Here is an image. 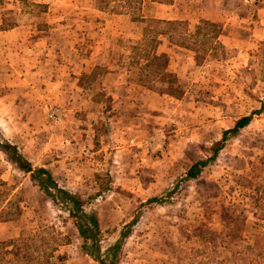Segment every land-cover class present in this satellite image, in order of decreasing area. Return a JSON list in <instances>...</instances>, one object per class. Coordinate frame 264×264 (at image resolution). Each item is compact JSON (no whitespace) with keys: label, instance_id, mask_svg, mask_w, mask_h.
Masks as SVG:
<instances>
[{"label":"rangeland","instance_id":"rangeland-1","mask_svg":"<svg viewBox=\"0 0 264 264\" xmlns=\"http://www.w3.org/2000/svg\"><path fill=\"white\" fill-rule=\"evenodd\" d=\"M55 1L58 12L67 11V6L60 5L67 0ZM130 1L95 4L102 11L97 14L103 18V33L127 30L111 18L129 14L132 21H143L131 26V36L139 39L131 40V58L120 62L131 72L115 77L147 87L144 92L148 93L143 94L131 88L130 106L112 99L106 105L90 104L93 101L87 99L68 106L59 99L48 104L43 101L45 91L23 83L20 72L18 79L15 72L0 75L1 143L16 147L31 165V171L23 170L12 159L16 149L0 145V233H7L6 222L14 226L16 222L23 230L18 237L0 239V264H46L49 257L57 264H70L64 263V257L76 258L72 264H94L89 259L77 261L84 258L79 251L86 244L90 256L97 253L105 264L113 259L116 264H264V42H245L243 49L228 47L216 39L218 28L212 23L201 24L197 31L195 25L174 18L151 17V8L140 0ZM8 2L32 4V0ZM253 8L245 13L252 15ZM90 16L96 15L91 12ZM160 32H168L172 43L195 49L194 59L186 55L175 60L184 64V71H171L172 65L164 70L165 57L153 58ZM79 43V48H91L90 43ZM85 58L86 72L70 71L80 84L72 90L77 96L93 94L100 102L110 90L90 82L102 73L104 67L98 62L103 57ZM55 74L62 75L58 70ZM54 92L60 95L62 90L56 87ZM50 105L65 108L57 124L46 117ZM252 112L251 122L225 140L216 159L196 178L183 182L172 195L166 193L194 161L212 155L210 148L225 128ZM130 113L131 118L142 120L126 125L123 118ZM89 129L96 133L87 138ZM108 129H127V134L114 137L116 131ZM130 138L137 144L130 146ZM124 143L131 149V170L112 167L114 148ZM39 168L46 169L60 189L87 201L83 209L98 219L99 232L93 233L97 246L78 233L67 195L57 191ZM111 174L116 176L117 192L124 189V181L143 200H137L133 208L120 206L114 197L108 201ZM168 195L162 202L149 201ZM117 206L119 211L113 214L111 209ZM134 217L136 230L131 232ZM125 228L126 236L118 238ZM121 239L114 253L110 246Z\"/></svg>","mask_w":264,"mask_h":264},{"label":"crops","instance_id":"crops-1","mask_svg":"<svg viewBox=\"0 0 264 264\" xmlns=\"http://www.w3.org/2000/svg\"><path fill=\"white\" fill-rule=\"evenodd\" d=\"M125 1L127 4L131 2L130 0ZM99 2L101 4L102 0H67L64 4L60 2V5L68 7L65 8L67 11L63 13L61 9L60 12L57 11L55 0H32V4L25 7L23 4H13V2L9 3L8 0H4L3 4H0V75L7 71L15 72L18 79L21 73L23 83L24 81L27 85L31 83L32 88H42L45 91L43 101H47L48 104L59 99V103L62 102L65 106H68L87 99L88 102L93 101L90 104L106 105L112 99L117 104L130 106L131 88L141 90L142 94L148 93L144 92V89L147 88L144 84L142 85L135 80L120 81L115 78L120 72H131L130 67L122 66L120 62L126 58H131V40L139 39L138 36H131V26L138 27L143 21H132L133 19L129 17V14L128 16L121 15L117 18H111L110 21H121L123 25L128 27L127 30L124 32L111 31L103 33L100 27L103 24V18L97 14L102 13V11L95 5ZM140 2L147 5V8H151V17L166 20L174 18L195 25L197 31L201 24L212 23L216 25L218 28L216 39L221 40L228 47L243 49L245 42L248 43L254 40L259 43L264 42V0H140ZM251 6L254 7L253 14L249 15L248 12L246 14L245 10L247 11L248 7L250 9ZM27 10L30 11L27 12ZM91 12L96 16L91 17ZM63 14L65 16L62 17ZM85 28H87V31L82 32ZM116 28L120 27L116 26ZM60 29H63V32ZM74 30H80L81 32L75 34L73 33ZM79 42L90 43L91 48L82 46L79 48L81 45ZM156 46L157 51L153 50V58L165 55L166 67H164V70H168V67L172 65L171 69L169 68L171 71H184V64L175 63V60H183L186 55L194 59L196 53L195 49L193 50L187 45L172 43L168 32H160L157 35ZM84 56L86 61L89 56L103 57L102 62H98L99 65L104 67L102 73L97 74L90 82L92 86L101 90H110L106 92L107 97L100 102L93 98V94L80 92L77 96L72 90L74 85L79 84L74 79L73 72L79 74L80 71L86 72V69H88V64L82 60ZM59 69H62V73ZM57 70L58 74H62L61 76L55 74ZM56 87L62 90L60 95L54 92ZM81 88L83 87L81 86ZM120 90H125L127 94L121 95ZM64 115L65 108L59 105H50L46 112V117L54 124H57L58 120L61 121ZM247 115L249 114L237 117L233 124L224 130L232 128L239 119ZM139 120H142V118L135 120V118H131L130 113L126 118H123V123L131 126L132 122L135 121L136 123ZM126 125L125 127H127ZM130 126L127 129L131 128ZM127 129H108L107 132L116 131L112 135L115 134L114 137H120L122 133L126 136ZM95 133L96 131L89 129L86 136L90 138ZM128 142L130 146L131 143L133 145L137 144L134 138H130ZM129 145L124 143L122 146L120 144L115 146L116 158L113 160L114 164L112 165L114 169L122 167L131 170V149ZM100 146H103L102 143H100ZM143 147L146 148V144ZM111 175L110 184L113 188L111 193L106 195L107 200L114 197V199H118L120 206L129 205L131 208L134 207L137 200H143L139 199L135 187L128 186L124 181L121 182L124 189L117 192L115 189V185H117L116 176ZM120 206H117L118 209H111V212L113 214L117 213ZM5 226H7V233H0L1 240L23 234L21 226L16 222L15 226L11 222H6ZM134 227L136 225H133L131 232L135 229ZM79 253L83 255H80L81 257H84L77 259V261L81 260L80 263L89 259L94 264H101L89 253L84 251H79ZM50 258L52 257L46 260V264H57L56 260H49ZM73 259L72 257H64L62 260L64 263L69 262L72 264Z\"/></svg>","mask_w":264,"mask_h":264},{"label":"trees","instance_id":"trees-1","mask_svg":"<svg viewBox=\"0 0 264 264\" xmlns=\"http://www.w3.org/2000/svg\"><path fill=\"white\" fill-rule=\"evenodd\" d=\"M163 57H165V55H163ZM253 116H254V112H252L251 114L244 116L241 119H239L232 128L224 130L222 132L221 139L214 142V144L210 148L212 155L209 157L194 161L188 167V169L185 171L184 175L181 178H179L178 180H176V182L173 184L174 185L173 189L170 191L167 190L166 193L171 194V193L175 192L174 191L175 189H179L183 182H187V181H190V180L196 178L200 174L202 169L204 167H206V165H208L211 161L216 159V156L218 155L219 151L222 149V145L225 142V140L229 137L235 136L243 126H245L251 122V120L253 119ZM1 142L2 141L0 140V145H2L5 148H8V149L11 148L12 150L16 149V147H14L13 145H11L8 142H4V143H1ZM15 153H16L15 159L12 158L13 161L18 163L23 170L31 171V165L29 164V162H27L26 160H24L22 158V155H20L18 153L17 149L15 150ZM20 163H22V164H20ZM37 171L40 173H44L47 176V179L50 181V183L54 186V188L57 191H60L64 195H67V200L72 204V206L70 208H68V211H69V214L75 219L74 225L76 226L78 233L85 240H88V239L94 240L93 244H95L97 246L96 240L93 238V233L98 234V232H99L98 219L93 217L90 212H86L83 209V205L86 204L87 201H83V200L81 201L77 197H73L69 193H66L65 190L60 189L57 182L52 178L51 174L46 169L39 168ZM39 186L41 187V183H39ZM171 195H168L167 198L166 197L163 198L161 196H156V197L151 198L149 201L150 202L151 201L162 202V200L164 201V200L168 199ZM53 197H54L53 200L55 202L59 201L58 198L55 197V195H53ZM90 199L95 201V200H98L99 198H96V199L90 198ZM134 214L135 213H133L131 215L135 216ZM136 219H137V217H134L131 219V226L135 223ZM126 233H127V230L125 228L124 231L119 232V236H117V237L122 238V236L123 237L126 236ZM122 241H123L122 239L119 241L116 240L113 242V244H111L110 248L114 249V253L116 252V250L120 249V242H122ZM86 245L87 246H85V245L81 246V249L84 252L89 253L88 251H86V248L88 247L89 244H86ZM92 255L101 264H105L104 261L102 260V257L100 258V256L97 253H92ZM107 264H116V262L113 259L111 262H108Z\"/></svg>","mask_w":264,"mask_h":264}]
</instances>
